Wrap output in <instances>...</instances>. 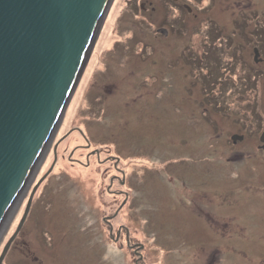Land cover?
<instances>
[{
    "label": "rangeland",
    "instance_id": "obj_1",
    "mask_svg": "<svg viewBox=\"0 0 264 264\" xmlns=\"http://www.w3.org/2000/svg\"><path fill=\"white\" fill-rule=\"evenodd\" d=\"M140 1L107 10L1 264H264L256 131L231 152L252 94L217 110L201 85L231 58L264 73V0Z\"/></svg>",
    "mask_w": 264,
    "mask_h": 264
},
{
    "label": "water",
    "instance_id": "obj_2",
    "mask_svg": "<svg viewBox=\"0 0 264 264\" xmlns=\"http://www.w3.org/2000/svg\"><path fill=\"white\" fill-rule=\"evenodd\" d=\"M113 2L0 0V264Z\"/></svg>",
    "mask_w": 264,
    "mask_h": 264
},
{
    "label": "flooded vegetation",
    "instance_id": "obj_3",
    "mask_svg": "<svg viewBox=\"0 0 264 264\" xmlns=\"http://www.w3.org/2000/svg\"><path fill=\"white\" fill-rule=\"evenodd\" d=\"M168 1L170 2V4L171 3L177 4L187 15H193V14H194V16L197 15L196 13H194L193 8L194 7L196 8V6L193 5V3H190L191 4L190 5L189 2H187V1H181V0H168ZM147 3H150V5H151L153 3V0H142V1H140V8L143 9V10H147L148 9ZM151 8L152 9H155L156 7L151 6ZM259 51H260V57H261L262 56V52H261L260 47H259ZM263 58H264V56L261 57V60H264ZM261 78H260V80H261ZM255 79H257V77ZM256 89L260 91V89H264V85L261 86V84L259 83L258 85H256ZM256 93L257 94H255V95H258V98H256L255 96H254V98L257 99L256 102L259 101V103L254 108L249 107V104H251V103H249L246 99H245L247 101L246 103L243 100V98L240 99V100L244 101L243 102V106L244 107L246 106L245 107V109H246L245 114L246 115H245L244 118L243 117L242 118H238V120L241 123H240L239 128H238V130H240V133L239 132H237V133H239L240 135H243L244 136L243 140H238V142L237 141L235 142V141L231 140V143H232L233 148H234V150H232L231 152H234L233 157L235 159H237L240 154H243L245 152L246 153H249L248 151H245L242 148L241 149L238 148L237 147V144L238 143H245L246 140H248L250 138V135L253 133V131H256L255 134L257 135V140H258V143L256 144L255 148L257 150H259L260 153H264V141L261 140V135L264 132V102H263L264 101V98L262 97V94L260 96V94L258 93V91H256ZM247 94L248 93H246V95ZM240 96L241 95H239L238 97H240ZM231 111L233 113H229V114H231L230 115V118L232 119V117H234L236 115V112H234L232 109H231ZM253 135H254V133H253ZM54 153H55L54 155L56 156V153L57 152L54 151ZM88 154L85 156L86 161H84L83 159L74 158V157H70V159L75 160L72 163H79V164H83V165L86 164L87 166H89L90 163H91L92 157L94 155L99 156L100 152L94 151V150H90L88 152ZM100 163H101V165L103 164L102 161H100ZM56 165H54V166H56ZM76 168H80V167H76ZM104 169H106V168H104ZM101 174H102V177H103L104 174L103 173H101ZM88 176H90V175H88ZM46 177H47L46 179L44 178L45 180L44 179L42 180V182H44V185H43L42 189L50 182V173ZM86 178H88V177L86 176ZM189 189L190 188H186L185 191H188ZM43 191H44V189L41 190V193H43ZM34 204L35 203L32 204L33 206L31 207V210H29L30 212L27 215L28 218H29V215L32 212L33 208L35 207ZM43 255H44V253H43Z\"/></svg>",
    "mask_w": 264,
    "mask_h": 264
},
{
    "label": "trees",
    "instance_id": "obj_4",
    "mask_svg": "<svg viewBox=\"0 0 264 264\" xmlns=\"http://www.w3.org/2000/svg\"><path fill=\"white\" fill-rule=\"evenodd\" d=\"M257 32L259 31L257 30ZM238 62L240 63L239 59H236V61L234 58L229 59L228 61H226V65L223 67L221 72L217 71L216 73L211 75L210 79L206 80L205 82L201 81L205 99L208 103L211 104V106H215L217 110H219L217 106L223 105L226 107L227 104H230V101L226 102L227 104L218 102V98L226 96L229 97V99L231 98L230 100L232 101L233 99H237L240 94H244V92L249 93V95L252 94L250 96L252 97V103L249 104V107L254 108L259 103V101L256 102L257 99H255L254 96L258 98V95H255L257 94L256 91H258L256 89V85H258L260 82L255 78L257 77L258 79H260L262 76H264V73L258 72L256 71L257 69L254 66L251 67L247 66L246 64H244V67L242 64L239 65L242 67V69H240V67L236 68V66H238ZM202 66H204V63H202ZM239 69L241 70L240 75L237 74V70ZM209 73L210 71L208 69L207 74ZM235 86L239 90V93L231 95L232 88H234ZM253 92L255 93L254 95ZM215 107L213 108L215 109ZM226 108L228 109L229 105ZM245 115L246 114L244 113L243 118L245 117Z\"/></svg>",
    "mask_w": 264,
    "mask_h": 264
}]
</instances>
